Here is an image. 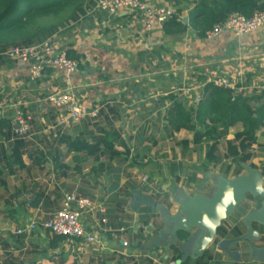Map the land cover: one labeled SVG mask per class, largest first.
<instances>
[{"label":"crops","instance_id":"obj_1","mask_svg":"<svg viewBox=\"0 0 264 264\" xmlns=\"http://www.w3.org/2000/svg\"><path fill=\"white\" fill-rule=\"evenodd\" d=\"M148 2L154 7L173 10L186 30L180 35L168 36L163 27L156 26L142 35L143 20L138 15L108 17L89 10L85 17L65 25L51 37L58 47L80 57L79 71L72 77L50 70L43 79L34 82L26 65L0 59V117L13 119L16 112L22 111L32 118L28 144L16 153L21 159H16L18 164L14 163L13 172L5 165L12 149L0 139V167L7 183L6 187L0 185V264H144L141 259L150 257L145 252L149 251L145 248L148 237L144 232L148 227L158 228L156 234L166 253L164 260L172 257L171 245L184 254L176 264H183L187 258L197 259L195 252L204 229H194L188 232L187 241H180L175 237L173 217L182 202L187 203L198 194L209 198L219 179L232 178L230 173L226 174L221 168H209V165L206 171L210 175L202 177L204 166L194 147L186 153L182 150L180 155L174 153L176 147H181L177 143L191 134H168L170 96L194 105L193 96H187L183 89L191 87L195 95L202 93L215 73L236 84L237 91L244 96L258 97L257 105L264 103V93L260 91L264 80V26L241 37L228 32L217 39L206 40L197 36L192 24L200 0ZM58 91L72 92L81 105L103 111L96 123L100 128L116 129L120 134L117 149L121 152L130 149L131 157L137 161L133 167L142 169L136 176L119 171V162H115L117 170L111 167L113 163L102 169L100 162H108L104 160L106 157L96 162L84 151L68 152L61 139L74 136L81 126L64 129L56 126L55 114L46 99ZM88 129L93 130V127ZM35 151L46 158L42 171L28 155ZM142 161L157 168L158 175L155 169L152 173L145 170ZM102 176L105 181L113 179L106 192L95 185L97 177ZM145 177L149 178L148 183L142 181ZM176 177L180 180L176 181ZM184 177L188 179L185 182ZM144 187L159 195V202H152L156 211L148 227L142 223L144 215L137 212L151 202L150 193L142 192ZM122 190L130 194V202L128 197L122 211L114 212L117 206L111 198ZM41 193L52 204L47 209H42L45 202L38 208L32 206L33 199ZM71 193L106 208L105 216L112 232L98 229L92 216L82 220L98 244L70 245L40 227L31 235H16L34 219L42 222L48 214L59 210L65 195ZM129 203L132 205L127 206ZM141 227L145 241L141 240L143 243L139 245V241L135 242L130 236L138 234ZM101 228L107 227L101 225ZM246 235L247 230L239 238L217 236L219 242L213 247L212 259L205 261L208 264H264L254 252L260 246V238ZM124 242L129 247H124ZM156 261L159 260L154 264H161Z\"/></svg>","mask_w":264,"mask_h":264},{"label":"trees","instance_id":"obj_2","mask_svg":"<svg viewBox=\"0 0 264 264\" xmlns=\"http://www.w3.org/2000/svg\"><path fill=\"white\" fill-rule=\"evenodd\" d=\"M96 1L0 0V51L4 52L15 47L32 46L51 38L60 28L71 22H76L78 18L85 17L87 12L95 7ZM263 10L264 0H200L196 10L197 17H194L192 24L197 36L204 38L208 31L212 30L216 24L226 20L232 13H240L249 17L255 12ZM163 28L164 33L168 36L180 35L186 30L177 16L165 23ZM67 52L71 59L80 62L78 55L72 51ZM170 97L172 98V107L167 111V132L170 136L183 132L191 134V137L183 138L177 143L184 153L194 147L197 152H204L203 158L207 165L212 168H221L226 174H229L234 166V178L242 175L244 171L243 163L250 158V161L259 158L260 168H257L253 162L249 165L264 176V141L258 143L259 138L264 136V103L257 105L258 97L244 96L241 92L218 88L212 84L205 86L198 105H190L187 101L178 100L173 96ZM101 114H103V111L100 112V116ZM78 126H81V128L74 136L61 139V143L66 144L68 152L78 154V151H84L96 162H100L102 158L107 157V164L119 162L120 165H136V158L131 157L129 148H125L124 152L117 149L120 134L116 129L100 128L97 123L92 121H84ZM88 127H93V130H89ZM0 139L8 143L9 148L12 149V155L6 158L5 165L9 167L10 172H13L14 163H17L16 159H21V155L16 153L22 151L28 143L25 138L21 139L16 135L13 119L7 116L0 117ZM224 141L227 147L226 155L221 152ZM255 145L258 149L254 154ZM39 154V151L28 153L29 157L34 159V165L42 171L45 169L46 158ZM129 161L130 163H128ZM100 163L102 169L106 168L104 163ZM20 167L23 168V165H20ZM2 175L3 172L0 167V185L6 187L7 183ZM179 180L176 177V181ZM142 192L147 193L148 189L144 187ZM129 196V193L122 190L119 195L111 198L117 206L114 212L122 211V207L126 205ZM154 196L150 195L151 202L147 204L146 208L137 211L140 215H144L142 223L145 227H148L152 218H154L156 208H153L152 202L158 199L159 195ZM46 199L41 193L33 199L32 206L38 208L41 203L45 202L42 209H47L52 204L48 203ZM247 199L250 200V204L246 202L241 204L219 228L218 236L220 238L244 236L247 230H245L246 227L243 222L244 217L252 209H259L262 201L261 198H258V203L255 204L253 197L248 196ZM229 220L231 223L234 222V225H228ZM143 227H141L138 234H131L130 236L135 242L139 241V245L143 243H141V240L145 241ZM253 228L260 233L259 242L261 244L259 248H264V226L253 224ZM189 236L190 234L184 231H178L175 234V237L180 241H187ZM54 238L66 240L63 237L54 236ZM218 242L219 238L201 257L193 261L191 258H187L182 263L208 264V261L212 259L213 247ZM158 249L155 246L152 250L145 252L147 255L156 253L155 256L161 264L176 263L181 261L184 256L175 245H171L170 253L172 257L166 261L162 253L157 254ZM205 259L208 261L206 262ZM141 261L144 264H154V258L152 257L141 259Z\"/></svg>","mask_w":264,"mask_h":264},{"label":"built area","instance_id":"obj_3","mask_svg":"<svg viewBox=\"0 0 264 264\" xmlns=\"http://www.w3.org/2000/svg\"><path fill=\"white\" fill-rule=\"evenodd\" d=\"M91 12L101 13L108 17L121 14H135L143 20L141 34L145 35L154 30L156 26L163 27L169 22L175 13L165 7H154L148 0H97ZM264 26V10L255 12L252 16L240 13L230 14L226 20L216 24L212 30L205 34L206 40H214L223 33H232L241 37L253 33ZM0 58L8 59L28 67L31 81H40L50 70L64 72L67 77H72L79 71L80 64L69 57L67 50L56 45L52 38L28 47H15L4 52L0 51ZM241 76V75H240ZM242 79V78H241ZM209 84L218 88L237 91L236 84L227 79L218 77L213 73ZM264 92V80L260 86ZM183 92L187 96H193L195 105L201 100V93L194 94L191 87H185ZM56 117V126L66 128L78 126L84 121L96 123L100 117V108L81 105L77 96L68 91H58L46 99ZM31 116L22 112H16L13 117L15 133L21 139H27L30 133ZM148 180V177H145ZM92 216L96 220L97 228L105 233L112 232L106 218V208L103 204L92 201L86 197L77 196L74 193L66 194L59 210L48 214L44 221L34 219L28 225L20 228L16 235L27 236L33 234L39 227L53 236L63 237L70 245L98 244L94 234L87 232L82 224L85 216ZM101 225L107 227L101 228ZM124 247L129 244L124 242ZM169 264H176L171 262Z\"/></svg>","mask_w":264,"mask_h":264},{"label":"water","instance_id":"obj_4","mask_svg":"<svg viewBox=\"0 0 264 264\" xmlns=\"http://www.w3.org/2000/svg\"><path fill=\"white\" fill-rule=\"evenodd\" d=\"M245 174L233 179H219L213 195L203 198L200 194L195 198L182 202L178 214L173 217L176 224L174 233L178 231L191 232L194 229H204L195 252L196 258L202 256L215 242L218 230L244 202L247 197L254 198L255 203L261 198V207L248 213L244 219L247 238L259 239L260 233L253 224L264 226V176L250 165H243ZM151 227H148V231ZM137 245V244H135ZM255 256L264 261V248L254 250Z\"/></svg>","mask_w":264,"mask_h":264},{"label":"rangeland","instance_id":"obj_5","mask_svg":"<svg viewBox=\"0 0 264 264\" xmlns=\"http://www.w3.org/2000/svg\"><path fill=\"white\" fill-rule=\"evenodd\" d=\"M183 135H190V134H188V133H186V132H183ZM264 140V136H261L260 138H259V141H260V143L262 142ZM172 148L173 147H175L174 145H172L171 146ZM176 152H174L175 154H177V155H180V154H182V149H181V147H176ZM257 145H255L254 146V154L256 153V151H257ZM221 152H222V154H224V155H226L227 154V147H226V143H225V141L222 143V146H221ZM173 153V154H174ZM197 155H199L200 156V160H199V162L200 163H202L203 164V166H204V168H202L203 169V171H204V173H202L203 174V176L202 177H204V176H206L205 174H209V171H206V169H208V166H207V163H205V161H204V152H199V153H197ZM251 159V158H250ZM250 159L247 161V162H245V163H243V165H249L251 162H253V163H255L256 164V166H257V168H260L261 167V162H260V159L259 158H257V159H252L251 161H250ZM104 160H107V157H106V159H104ZM138 162H141V160H139L138 159ZM108 162L107 161H105L104 162V164L105 165H107V166H109V164H107ZM142 164L145 166V170H149V172L150 173H152V170H154L155 168H153L152 167V165L150 164V163H147L146 164V162L145 161H142ZM111 167L113 168V169H115V170H117V167H118V165H117V163H115V162H113V164H111ZM115 167V168H114ZM126 165H119V170H121V171H124V172H130V175L131 176H136L137 175V172L138 171H140V170H142L140 167H133V166H127L126 168ZM129 168V169H128ZM209 168H210V166H209ZM89 169V168H88ZM128 169V170H127ZM143 169V170H144ZM233 169H234V166H233V168H232V170H231V172H230V178H234V176H233ZM156 171H157V168L155 169V175H158L157 173H156ZM210 171H212V169H210ZM213 172V171H212ZM243 174H245V171H243L242 172V175ZM145 175V174H144ZM147 175V174H146ZM210 175V174H209ZM143 176V175H142ZM141 176V177H142ZM149 177H150V174H149ZM193 178H196V176L195 175H193L192 176ZM187 178H189V177H187ZM214 180H216L217 181V178L214 176V177H212ZM216 178V179H215ZM44 179H46L45 177H44ZM184 179H185V177H184ZM197 179H199V181H200V178H197ZM188 179H185L184 180V182L185 181H187ZM111 181H113V179H110V180H108V181H105V179H104V177L102 176V177H97V183L95 184L98 188L97 189H102V187H103V190L106 192V187H108L109 186V182H111ZM142 181H147V183H148V181H149V178H148V180H146L145 178H142ZM44 183H46V181L44 182ZM91 184H92V181H91ZM108 184V185H107ZM200 184H202V183H200ZM107 185V186H106ZM102 191V190H101ZM157 191H148V193H150V195H152V196H154V195H157L158 193H156ZM106 194V193H105ZM155 197V196H154ZM130 199H131V197H129V202H130ZM157 201V203L159 202L158 201V199H156ZM247 201H248V199H247ZM250 201V200H249ZM129 205H132V204H127V206H129ZM159 218V217H158ZM230 223H231V221L229 220L228 221V225H230ZM156 224V223H155ZM197 229H195L194 231H196ZM147 230V228H146V230L144 231L145 232V235L148 237V241H147V243H146V249L148 248V250L150 251V250H152L155 246L156 247H158L159 249H158V252H157V254H163L164 256H165V252H164V250H163V243H161L160 241H159V236H158V234H156L157 232H158V228H153L152 230H151V232L150 231H148ZM157 231V232H156ZM219 237V236H218ZM163 239V238H162ZM259 245L261 244L260 242L258 243ZM154 255H148V256H150V257H152V258H154V261L155 260H157V258H156V253H153ZM157 263L159 262V261H156Z\"/></svg>","mask_w":264,"mask_h":264},{"label":"flooded vegetation","instance_id":"obj_6","mask_svg":"<svg viewBox=\"0 0 264 264\" xmlns=\"http://www.w3.org/2000/svg\"><path fill=\"white\" fill-rule=\"evenodd\" d=\"M258 202V201H257ZM254 203H255V201H254ZM256 204V203H255ZM253 210V209H252ZM212 247V246H211Z\"/></svg>","mask_w":264,"mask_h":264}]
</instances>
